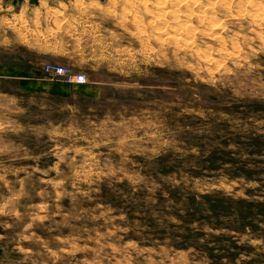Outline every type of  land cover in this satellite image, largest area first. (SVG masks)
Listing matches in <instances>:
<instances>
[{"label":"rangeland","instance_id":"rangeland-1","mask_svg":"<svg viewBox=\"0 0 264 264\" xmlns=\"http://www.w3.org/2000/svg\"><path fill=\"white\" fill-rule=\"evenodd\" d=\"M58 1L55 63L94 94L0 74V264H264V0Z\"/></svg>","mask_w":264,"mask_h":264},{"label":"crops","instance_id":"crops-1","mask_svg":"<svg viewBox=\"0 0 264 264\" xmlns=\"http://www.w3.org/2000/svg\"><path fill=\"white\" fill-rule=\"evenodd\" d=\"M56 1V2H54ZM9 8L16 9L15 14L30 23L29 31V48L35 52V58L28 61V66L21 67L17 64L0 65V74L23 78L27 80L19 81L21 85L26 82L33 89L41 90L47 93L56 95L68 96L71 94H82L88 97H93L94 90L90 85L85 83H69L62 78H55L47 75L43 71V66L46 62L60 61L57 48V40L61 38L59 35H52L46 25L45 19L48 17L49 11L59 9L63 11L58 0H0V11L8 10ZM38 10V16H35V11ZM33 13V14H32ZM37 19L35 27L33 21ZM36 22V21H35ZM34 30L36 37L33 36ZM54 36V37H53ZM35 38V39H34ZM61 64V63H59ZM64 65H69L63 63ZM78 71V70H76ZM75 84L77 86H75Z\"/></svg>","mask_w":264,"mask_h":264},{"label":"built area","instance_id":"built-area-1","mask_svg":"<svg viewBox=\"0 0 264 264\" xmlns=\"http://www.w3.org/2000/svg\"><path fill=\"white\" fill-rule=\"evenodd\" d=\"M43 71L50 76L59 77L69 83H85L87 81L86 74L81 71H76L69 65L46 62L43 66Z\"/></svg>","mask_w":264,"mask_h":264},{"label":"bare ground","instance_id":"bare-ground-1","mask_svg":"<svg viewBox=\"0 0 264 264\" xmlns=\"http://www.w3.org/2000/svg\"><path fill=\"white\" fill-rule=\"evenodd\" d=\"M181 1H183V2H181ZM196 1H197V0H180L181 4H182V3H185L186 5H188V3H189V4H190V3H195ZM208 1H209V0H208ZM208 1H207V2H208ZM210 1H213V0H210ZM220 1L222 2V1H224V0H219V2H220ZM250 1H251V0H250ZM207 2H206V3H207ZM215 2H216V1H215ZM226 2H227V1H226ZM228 2H229V0H228ZM228 2H227V3H228ZM206 3H204V4H206ZM227 3H226V4H227ZM219 4H220V3H219ZM223 4H224V3H223ZM247 4H248V2H247ZM250 4H253V3H252V2H249V5H250ZM210 5H213V4L211 3ZM237 5H242V4H241V3H240V4L238 3ZM208 6H209V5H208ZM243 6H244V4L242 5V7H243ZM209 7L211 8V6H209ZM210 8H209V9H210ZM212 8H213V7H212ZM245 8H246V7H245ZM190 10H191V9H190ZM204 10H205V8H204ZM240 10H242V9H240ZM245 10H246V9H245ZM167 11H168V10H167ZM205 11H206V10H205ZM238 11H239V10H238ZM242 11H243V10H242ZM247 11H248V9H247ZM247 11H246V12H247ZM197 13H198V12H197ZM199 13H200V12H199ZM191 14H192V12H191ZM245 14H246V13H245ZM196 17H197V16H196ZM187 23H188V22H187ZM189 24H190V23H189ZM189 24H188V25H189ZM184 27H185V26H184ZM187 27H188V26H187ZM169 34H170V33H168V35H169ZM171 34H172V33H171ZM171 34H170V35H171ZM174 34H175V33H174ZM175 35H176V34H175ZM171 36H172L171 38H175L176 36H178V34H177L175 37H174V35H171ZM178 37L180 38V36H178ZM167 38H168V37H167ZM171 38H168V39H171ZM163 39H165V38H163ZM187 39H188V38H187ZM189 39H190V38H189ZM189 39L187 40L188 42L190 41ZM191 39H192V38H191ZM185 40H186V39H185ZM185 40H184V41H185ZM183 43H185V42H183ZM189 43H190V42H189ZM224 53H225V52H224ZM233 53H234V52H233Z\"/></svg>","mask_w":264,"mask_h":264}]
</instances>
